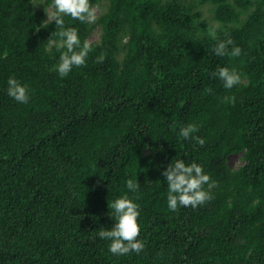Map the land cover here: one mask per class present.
<instances>
[{"label": "trees", "instance_id": "1", "mask_svg": "<svg viewBox=\"0 0 264 264\" xmlns=\"http://www.w3.org/2000/svg\"><path fill=\"white\" fill-rule=\"evenodd\" d=\"M103 2L95 23L64 17L81 46L96 27L100 39L61 78L55 21L35 0H0V264H264V0H203L217 27L182 0H90ZM228 37L241 56L215 55ZM221 67L241 83L225 89ZM13 76L27 104L8 96ZM190 123L203 146L179 136ZM177 159L217 183L211 201L167 208L161 173ZM125 193L145 249L114 256L99 231Z\"/></svg>", "mask_w": 264, "mask_h": 264}, {"label": "clouds", "instance_id": "2", "mask_svg": "<svg viewBox=\"0 0 264 264\" xmlns=\"http://www.w3.org/2000/svg\"><path fill=\"white\" fill-rule=\"evenodd\" d=\"M97 11L98 6L94 8L90 0H52L50 11L46 13V20L48 24L53 20L55 21L57 31L54 35L59 39L52 40L49 38L48 40L58 49H63L55 69L61 78L67 77L73 67L84 66L86 58L92 50V45L88 40H85L81 46L77 28L66 26L64 17L67 16L81 23L92 24L97 19ZM209 35L213 39H217L216 28H210ZM229 45H233V40L230 37L217 40L213 48L215 55L221 57L241 56L242 49L239 46H233L229 50ZM104 59L105 56L101 54L97 57V62H103ZM212 75L223 82L225 89H232L241 83V74L229 67H221ZM7 85L9 97L21 104L29 102L30 89L27 84H22L13 76L7 80ZM205 91L211 93V89H205ZM229 101L234 103L235 97H229ZM198 131V125L190 123L180 127L179 136L185 140L193 139L200 146H203L205 140L193 135ZM161 174L167 182V208L172 212L178 211L180 207L196 208L204 205L213 199L211 192L205 189V185H208L209 189L218 186L204 172L200 164L196 162L186 164L183 159H177L174 164L169 163ZM139 187L137 180L128 179L126 181V188L132 193H137ZM135 199H139V197L137 196ZM111 208L114 210L116 222L110 229L99 231V237L110 241L108 251L114 256L126 255L130 252L140 254L145 249V243L138 239L141 232L139 205L125 193L115 199Z\"/></svg>", "mask_w": 264, "mask_h": 264}, {"label": "rangeland", "instance_id": "3", "mask_svg": "<svg viewBox=\"0 0 264 264\" xmlns=\"http://www.w3.org/2000/svg\"><path fill=\"white\" fill-rule=\"evenodd\" d=\"M163 2L167 0H161ZM186 1L187 3H193L194 8L193 11H199L202 13V19H204L206 22L211 23L215 27L219 26L220 24L214 20L210 6L208 4H205L203 0H182ZM39 3V4H37ZM36 8L46 11L48 13L50 11V5L46 4V0H35ZM105 3L103 2L102 5H98V11H97V18L102 13V9L104 8ZM94 8H97L95 6ZM100 39V29L96 27L91 35L88 38V41H90L91 44L98 43ZM243 164V155L242 154H236L233 155L229 160V165L232 169H238Z\"/></svg>", "mask_w": 264, "mask_h": 264}]
</instances>
